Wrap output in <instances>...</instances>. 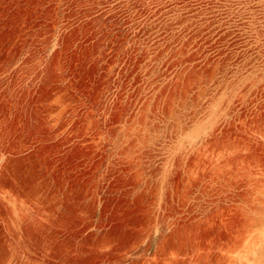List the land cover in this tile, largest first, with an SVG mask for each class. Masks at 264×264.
<instances>
[{
    "label": "rangeland",
    "instance_id": "rangeland-1",
    "mask_svg": "<svg viewBox=\"0 0 264 264\" xmlns=\"http://www.w3.org/2000/svg\"><path fill=\"white\" fill-rule=\"evenodd\" d=\"M0 264H264V0H0Z\"/></svg>",
    "mask_w": 264,
    "mask_h": 264
},
{
    "label": "trees",
    "instance_id": "trees-1",
    "mask_svg": "<svg viewBox=\"0 0 264 264\" xmlns=\"http://www.w3.org/2000/svg\"><path fill=\"white\" fill-rule=\"evenodd\" d=\"M160 24V30L158 33H160V35L157 34V36H153V35H149V37H145V35L147 34V30H144L142 31V33L140 35L142 36H137V40H136V44L135 46H133V49L131 51V55H137L138 54V49L141 47H143L144 49H150L148 51L150 52H154L156 50H159L160 46L167 42L169 39H171L173 36L171 35V33L168 32V27L167 29H163L164 25L163 23H159ZM191 31H187V30H183L181 31L180 33H178L177 35H175V40L174 42H177V45L173 48H176L177 46H179V43L184 41V39H186V43L191 39ZM156 35V34H155ZM161 38V39H159ZM179 49V48H178ZM181 49V48H180ZM170 51H173V49H171ZM172 55H174L175 53L174 52H169ZM197 66H195V68L197 67H200V69L202 68H205V64L201 63V62H197ZM137 69V65L136 67L134 68V73ZM133 73V74H134ZM136 76L139 78V74H136ZM183 85H187L186 82L184 81L183 82ZM170 101V96H165L163 98V101H162V108L160 109V111H164L165 109V106L169 103Z\"/></svg>",
    "mask_w": 264,
    "mask_h": 264
}]
</instances>
